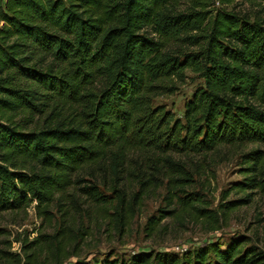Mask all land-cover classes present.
Listing matches in <instances>:
<instances>
[{"label":"trees","instance_id":"trees-1","mask_svg":"<svg viewBox=\"0 0 264 264\" xmlns=\"http://www.w3.org/2000/svg\"><path fill=\"white\" fill-rule=\"evenodd\" d=\"M182 1L0 0V214L34 205L46 217L82 176L110 173L113 200L93 185L79 191L99 205L115 203L123 226L117 187L128 161L158 171L161 158L181 166L172 155L264 147V18L235 12L238 3L264 11V0H186L185 9ZM215 3L220 7L208 10ZM183 42L197 51L184 50ZM186 70L203 84L184 104L182 120H174L152 102L171 93ZM243 157L246 177L232 190L264 197V149ZM183 199L181 208L196 210ZM43 237L17 240L16 264H36L45 247L54 248V264L77 256L60 231ZM246 243L236 237L181 257L143 252L128 264H264V253ZM0 264L11 262L0 257Z\"/></svg>","mask_w":264,"mask_h":264},{"label":"rangeland","instance_id":"rangeland-1","mask_svg":"<svg viewBox=\"0 0 264 264\" xmlns=\"http://www.w3.org/2000/svg\"><path fill=\"white\" fill-rule=\"evenodd\" d=\"M183 2L181 7L185 9L188 2ZM218 7L215 3L208 10ZM235 12L264 18V11L249 3H238ZM181 45L188 52L198 49L185 42ZM185 76L183 81L174 84L171 93L156 97L152 102L154 108L171 113L174 120H182L184 104L203 84L200 76L190 70L185 71ZM253 149L263 150L264 147L220 146L201 155H172V161H179L181 166L162 164L161 158V162L155 161L158 171L148 169L147 164L137 170L135 164L128 161L127 172L117 187L125 199L120 210L123 226L114 215L115 203L99 205L79 191L86 185H93L99 193L113 200L115 194L109 189L112 174L109 173L107 179L82 176V182L68 189V196L51 205L46 217H39L34 205L24 211L0 214V232L3 231L0 233V257L16 264V257L21 256L17 240L27 237L31 241L39 235L47 239L58 231L71 241L67 248L70 251L75 248L77 252V256L62 264H104L107 260L128 264L132 256L143 252L172 253L181 257L209 243L224 247L236 237L247 239L245 249L255 247L264 253L263 195L256 190H232L244 181L243 156ZM148 166L154 164L151 162ZM246 193L251 196L245 197ZM133 196L137 200H133ZM183 198H191L200 213L181 208ZM240 199H248V202L235 209L225 208L226 203ZM212 219L218 220L217 230H211ZM53 253L54 248H43L36 264H54Z\"/></svg>","mask_w":264,"mask_h":264}]
</instances>
